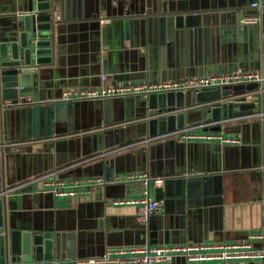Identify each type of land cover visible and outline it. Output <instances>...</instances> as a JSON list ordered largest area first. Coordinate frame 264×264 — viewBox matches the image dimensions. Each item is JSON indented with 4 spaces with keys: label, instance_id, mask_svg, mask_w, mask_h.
Instances as JSON below:
<instances>
[{
    "label": "crops",
    "instance_id": "1",
    "mask_svg": "<svg viewBox=\"0 0 264 264\" xmlns=\"http://www.w3.org/2000/svg\"><path fill=\"white\" fill-rule=\"evenodd\" d=\"M19 3L0 0V26ZM260 4L261 0H58L54 11L57 51L54 62L43 67L46 78L41 85L48 96H59L55 98L61 101L60 88H98L101 76L108 83H141L131 81L141 54L152 70L144 80L149 84L263 71L264 5ZM177 11L200 16L199 25L168 26L167 18ZM251 15L258 17L256 24L248 25L252 36L246 42L231 38L233 26L242 25L241 20ZM125 35L136 38L139 47L130 49ZM133 50L140 54H131ZM154 70L158 71L153 74ZM172 71L178 77L163 81L165 76H174ZM129 97L133 96L124 98ZM254 103L251 114L220 126L221 134L238 138L239 144L231 145L174 137L145 143L152 137L140 125L143 117L104 124L100 106L95 119L80 108L78 119H69L78 129L37 138L11 135L6 144L12 151L19 150L10 156L6 190H14L7 199L14 209L18 201L16 212L26 220L75 232L88 253L79 261L98 258L104 250L119 246L214 244L252 238L254 247L264 249V107ZM199 107L186 106L185 114L195 119ZM112 114L118 118L120 110L114 107ZM116 148L120 149L98 156ZM139 172L149 175V196L161 204L144 221L137 220L136 205L111 204L136 196L137 184L124 175ZM90 176H99L104 183L69 198L54 196L47 186L54 177ZM167 264H264V260L188 263L175 258Z\"/></svg>",
    "mask_w": 264,
    "mask_h": 264
},
{
    "label": "water",
    "instance_id": "2",
    "mask_svg": "<svg viewBox=\"0 0 264 264\" xmlns=\"http://www.w3.org/2000/svg\"><path fill=\"white\" fill-rule=\"evenodd\" d=\"M57 1L19 0L16 9L7 14V23L0 26V192L6 191V183L10 184L9 163L13 160L10 156L19 150L12 151L6 144L11 135L21 133L24 138H37L78 129L79 125L69 123V119H78L77 110L80 108L95 119L96 109L100 106L104 124L126 117H143L140 125L145 126L149 137H153L205 120L219 121L251 114L256 107L254 100L259 107H264V83L199 93H150L146 97L105 98L92 103V100L66 102L57 100V96H48L41 82L46 78L43 67L54 62L57 51L58 28H55L54 20ZM260 5H264V0ZM199 19L198 15L177 11L167 18V23L168 26L173 23L175 27L191 28L199 25ZM251 30L244 24L233 26L231 38L246 42L248 36H252ZM125 36L127 40L128 36ZM128 41L130 49L139 47L136 38ZM130 53L140 54L138 50ZM148 71L152 70L148 68L145 55L141 54L131 72L135 73L131 81L143 83ZM157 71L154 70L153 74ZM172 73L174 76H165L163 81L178 77L177 71ZM62 91L60 88V97ZM195 104L201 107L196 109L197 118L191 119V113L185 114L184 107ZM114 107L120 110L118 118L112 114ZM135 107L139 113L135 112ZM209 131L220 132L221 127L213 126ZM262 182L264 185V174ZM23 189L20 191L24 192ZM7 196L0 197V264H79V258L88 256L86 245L75 232L49 226L45 221L26 220L16 212V207H20L18 201L14 209ZM262 206L264 211V204Z\"/></svg>",
    "mask_w": 264,
    "mask_h": 264
},
{
    "label": "built area",
    "instance_id": "3",
    "mask_svg": "<svg viewBox=\"0 0 264 264\" xmlns=\"http://www.w3.org/2000/svg\"><path fill=\"white\" fill-rule=\"evenodd\" d=\"M253 7L257 8L256 4ZM55 20V18H54ZM258 22L256 15L246 16L241 20L244 25H254ZM101 86L98 88H67L62 91L61 101H87L103 100L105 98H124L128 96L146 97L150 93L167 92H194L199 93L204 90L223 89L235 85H245L251 83H264V70L236 71L220 73L211 76H199L187 78L182 81H167L157 84L149 83H108L105 76H101ZM264 114V113H263ZM262 116L261 114L250 115L248 118ZM239 118L231 117L219 121H204L191 124L182 130L165 132L152 138H147L144 142L148 143L157 138L174 137L184 142L207 141L219 142L220 144H239L235 136L223 135L220 132L209 131L210 127L222 126L228 122H233ZM120 148L112 149L98 156H106L118 151ZM128 181L137 184L135 189L136 196L112 200L115 205H136L138 209V221H144L152 213L159 211L161 204L152 200L149 196L150 177L146 172L130 173L124 175ZM49 181V177H43ZM47 186L54 196L72 197L85 193L92 186H99L104 183L99 176L78 177L71 179H61L54 177ZM160 185L161 180H154ZM12 189L0 192V197L13 192ZM261 238V236H258ZM250 240L242 242H222L214 244L205 243H186L180 245L162 246H119L111 247L104 251L98 258L78 260L81 264H163L170 263L175 258H183L186 262H234V261H260L264 260V249H257Z\"/></svg>",
    "mask_w": 264,
    "mask_h": 264
},
{
    "label": "rangeland",
    "instance_id": "4",
    "mask_svg": "<svg viewBox=\"0 0 264 264\" xmlns=\"http://www.w3.org/2000/svg\"><path fill=\"white\" fill-rule=\"evenodd\" d=\"M234 87H238L237 85H235ZM167 93H171V92H167Z\"/></svg>",
    "mask_w": 264,
    "mask_h": 264
}]
</instances>
